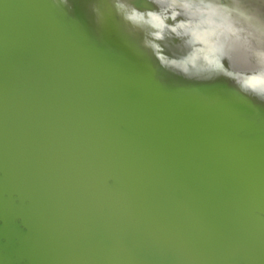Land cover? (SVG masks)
<instances>
[{
    "label": "water",
    "instance_id": "95a60500",
    "mask_svg": "<svg viewBox=\"0 0 264 264\" xmlns=\"http://www.w3.org/2000/svg\"><path fill=\"white\" fill-rule=\"evenodd\" d=\"M55 14L52 0H0V264H264V196L241 184L264 180L249 168L264 162V115L151 108L150 90H114L123 74ZM174 14L132 18L163 30ZM200 154L224 175L211 199L183 183Z\"/></svg>",
    "mask_w": 264,
    "mask_h": 264
},
{
    "label": "bare ground",
    "instance_id": "6f19581e",
    "mask_svg": "<svg viewBox=\"0 0 264 264\" xmlns=\"http://www.w3.org/2000/svg\"><path fill=\"white\" fill-rule=\"evenodd\" d=\"M52 2L57 25L97 57L102 64L99 68L103 72L110 69L123 74L116 77L112 73L114 90L145 88L151 91L147 100L151 108L173 114L179 105L187 106L182 112L194 120L203 117L205 108L222 109L233 125L240 111L250 122H257L264 115V80L261 79L264 73L256 71L259 81L255 91L263 101V107L257 110L249 95L235 84L237 75L233 71L238 69L232 58L236 51L242 52L237 37L229 40L234 24L257 30L256 9L264 10L263 0ZM147 12L175 14L163 30H157L132 18V14ZM216 32L218 39L212 45L211 37ZM239 60L243 61L240 57ZM189 72L196 75L193 80L188 79ZM245 76L246 80L250 78L249 74ZM257 240L264 245V234L258 235Z\"/></svg>",
    "mask_w": 264,
    "mask_h": 264
},
{
    "label": "rangeland",
    "instance_id": "374dc122",
    "mask_svg": "<svg viewBox=\"0 0 264 264\" xmlns=\"http://www.w3.org/2000/svg\"><path fill=\"white\" fill-rule=\"evenodd\" d=\"M256 10H258L257 14L259 16L258 22L256 24L257 27L256 31L246 27L245 25L243 26L239 24L236 25L234 24V27L231 30L232 32H230L231 35L229 34L230 36L229 40L235 39L237 37L239 42L238 49L242 52L241 54L240 52H238L237 54L236 51L235 60L242 68L243 67L244 68L241 70L240 69L236 70L235 74L240 79L242 78V76H245L246 74L250 75V78H247L248 80H246V77H244L245 79L243 78V80H241V87L244 90V92L249 95L251 99H254L256 97L255 84L258 83L259 81V74L255 72V68L258 69L259 71L262 70V72L264 73V64L261 63L264 62V10H262L261 8H258ZM218 31L220 32V28L218 29ZM219 32H216L212 35L211 37L212 45L215 44V41L218 39L217 33ZM249 40H251V43H249ZM238 57L240 58L242 57L243 61H240ZM195 76L196 75L189 72L188 78H193ZM261 79L264 80L263 74H261ZM190 156L196 158V160L192 159L194 161L193 162L192 160L189 159L184 162L185 166L181 165L182 166L181 169L185 167L186 172L188 173L187 178L186 176L184 177L185 181L183 183L186 182L188 186H191L193 188L195 187V189H197L200 192V194L204 197V199L205 197L211 199L212 198L211 195L215 192L214 191L215 188L212 187L211 181L216 179V183L218 185L216 186L215 190H219L220 189L219 186L221 184L223 185L221 179L222 173H220L221 170L220 168H214L215 170L214 172L211 171V169L209 170L208 166L206 165L207 161L201 160L202 159L201 154L197 156L195 155H190ZM190 156H187L186 158H190ZM195 164L197 165V167H194ZM190 165L192 166L193 169L190 167ZM249 168L251 170L250 172H256V171L264 172V162L260 165H250ZM191 169L193 171H191ZM217 173L219 174L217 175ZM230 175L233 176L234 178L240 176L237 173H232V174L230 173ZM112 184L113 182L111 180L107 181V185L111 186ZM225 184H229V181H225ZM241 184L243 186H245L244 184H247L248 187H251L254 184V186H257V191H259V193L262 196H264V180L261 179V176L260 178L258 177L256 180L243 181ZM108 189L109 187L106 190L107 191L111 190ZM214 196H216L215 193ZM214 198L218 199V197H214Z\"/></svg>",
    "mask_w": 264,
    "mask_h": 264
}]
</instances>
